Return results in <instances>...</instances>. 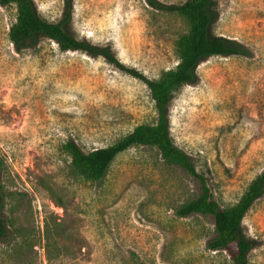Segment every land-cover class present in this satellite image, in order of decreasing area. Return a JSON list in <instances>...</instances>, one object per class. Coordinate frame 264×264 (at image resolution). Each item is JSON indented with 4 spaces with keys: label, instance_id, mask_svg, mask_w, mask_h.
Returning a JSON list of instances; mask_svg holds the SVG:
<instances>
[{
    "label": "rangeland",
    "instance_id": "obj_1",
    "mask_svg": "<svg viewBox=\"0 0 264 264\" xmlns=\"http://www.w3.org/2000/svg\"><path fill=\"white\" fill-rule=\"evenodd\" d=\"M36 13L73 37L108 49L157 79L177 62L186 0H30ZM209 37L240 54L211 56L167 106L171 138L194 163L221 208L234 205L264 172V0H213ZM13 6H0V190L8 234L0 264H231L212 251L208 215H176L200 182L164 162L154 147L118 154L98 183L63 150L107 147L156 111L145 84L101 56L61 51L43 36L16 48ZM241 236L249 264H264V191L246 212Z\"/></svg>",
    "mask_w": 264,
    "mask_h": 264
},
{
    "label": "trees",
    "instance_id": "obj_2",
    "mask_svg": "<svg viewBox=\"0 0 264 264\" xmlns=\"http://www.w3.org/2000/svg\"><path fill=\"white\" fill-rule=\"evenodd\" d=\"M212 1L186 0L180 5L166 7L165 10L184 17L189 28L176 42V66L163 72L157 79H149L141 72L126 67L108 49L71 36L61 23L41 18L30 0H0V6H13L15 9L8 38L16 48L43 36L52 40L61 51H81L91 56L103 57L122 72L141 81L149 91L157 115L155 123L140 124L115 143L90 152H83L73 141H66L63 150L70 157L71 166L85 179L98 183L121 152L133 146L154 147L165 163L180 167L200 182L198 196L180 205L176 215L211 216L215 235L207 241L206 247L218 251L228 250L233 245L235 250L230 254L231 264H249L248 254L253 244L241 236V223L246 212L264 191V172L251 181L234 205L221 208L212 198L204 177L197 172L191 158L175 146L168 125L167 106L172 94L182 85L193 81L192 72L200 61L211 56H230L242 52L240 48L227 44L223 38L209 37L211 20L208 10ZM2 209L3 194L0 190V241L8 234Z\"/></svg>",
    "mask_w": 264,
    "mask_h": 264
}]
</instances>
